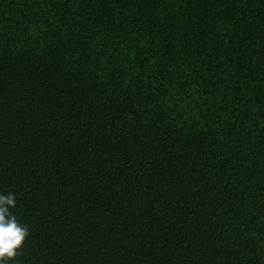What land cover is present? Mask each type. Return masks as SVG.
<instances>
[{"label":"trees","instance_id":"1","mask_svg":"<svg viewBox=\"0 0 264 264\" xmlns=\"http://www.w3.org/2000/svg\"><path fill=\"white\" fill-rule=\"evenodd\" d=\"M7 264H264V0H0Z\"/></svg>","mask_w":264,"mask_h":264},{"label":"clouds","instance_id":"2","mask_svg":"<svg viewBox=\"0 0 264 264\" xmlns=\"http://www.w3.org/2000/svg\"><path fill=\"white\" fill-rule=\"evenodd\" d=\"M15 206L14 193H0V264H7L18 254L29 234L28 227L11 211Z\"/></svg>","mask_w":264,"mask_h":264}]
</instances>
